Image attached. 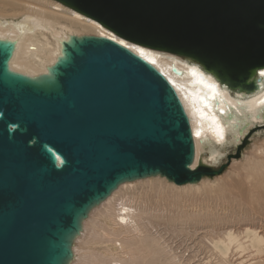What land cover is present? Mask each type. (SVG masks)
I'll use <instances>...</instances> for the list:
<instances>
[{"label":"water","instance_id":"95a60500","mask_svg":"<svg viewBox=\"0 0 264 264\" xmlns=\"http://www.w3.org/2000/svg\"><path fill=\"white\" fill-rule=\"evenodd\" d=\"M137 45L190 58L251 93L264 68V0H55ZM0 40V264H70L94 207L124 183L182 186L223 173L191 168L190 119L166 77L108 38L73 36L36 78L12 71ZM261 128V127H256Z\"/></svg>","mask_w":264,"mask_h":264},{"label":"bare ground","instance_id":"6f19581e","mask_svg":"<svg viewBox=\"0 0 264 264\" xmlns=\"http://www.w3.org/2000/svg\"><path fill=\"white\" fill-rule=\"evenodd\" d=\"M73 36L108 38L148 63L154 61L150 64L176 90L190 119L196 145L193 170L200 163L220 169L228 162L229 146L237 149L251 130L264 127V68L255 76V91L241 92L222 84L197 61L130 42L58 1L0 0V40L15 45L9 60L12 71L31 78L47 74L63 56V43ZM249 138L247 146L254 144L251 152L243 150L223 173L198 184L179 186L156 176L121 185L84 220L70 264H212L208 258L197 259L193 252L169 254L161 246L151 233L152 223L146 221V202L130 198L139 190L153 188L160 198L209 196L208 207L188 205L189 213L232 219L211 230L210 251L217 264H264V139Z\"/></svg>","mask_w":264,"mask_h":264},{"label":"rangeland","instance_id":"374dc122","mask_svg":"<svg viewBox=\"0 0 264 264\" xmlns=\"http://www.w3.org/2000/svg\"><path fill=\"white\" fill-rule=\"evenodd\" d=\"M249 136L254 139V142L263 140L264 127L260 130L256 129L255 132L251 130ZM253 145H246L247 147H244L243 150L251 152L254 148ZM233 148V146H229V150L226 152L229 156L235 154ZM237 150L238 148L235 149L236 152ZM130 198L143 199L146 202L145 205L148 207L146 221L152 223L151 233L159 239L161 246L166 248L167 253L181 255L185 252H193L197 259L208 258L212 264H217V257L210 251V242L214 233L211 230L228 225L232 219L225 218L223 215L219 220H216L215 216L210 218L196 217L189 213L191 208H187L188 205L206 208L211 204V197L188 196L181 199L168 196L167 198H160L157 190L153 188L139 190Z\"/></svg>","mask_w":264,"mask_h":264},{"label":"snow or ice","instance_id":"6c2138e0","mask_svg":"<svg viewBox=\"0 0 264 264\" xmlns=\"http://www.w3.org/2000/svg\"><path fill=\"white\" fill-rule=\"evenodd\" d=\"M125 46H126V45H125ZM139 51H140V55H141V56H145V52H144L143 49H140ZM145 58H147V57H145ZM149 63H154V61L149 60ZM193 75H195V73H193ZM261 75H264V73H261ZM197 135H199V133H197Z\"/></svg>","mask_w":264,"mask_h":264}]
</instances>
